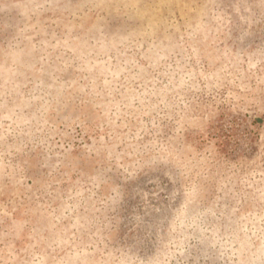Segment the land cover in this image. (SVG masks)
Wrapping results in <instances>:
<instances>
[{
  "label": "rangeland",
  "instance_id": "374dc122",
  "mask_svg": "<svg viewBox=\"0 0 264 264\" xmlns=\"http://www.w3.org/2000/svg\"><path fill=\"white\" fill-rule=\"evenodd\" d=\"M0 264H264V0H0Z\"/></svg>",
  "mask_w": 264,
  "mask_h": 264
}]
</instances>
